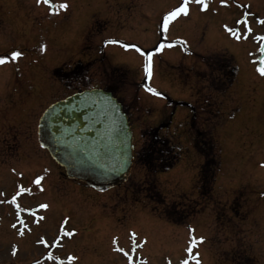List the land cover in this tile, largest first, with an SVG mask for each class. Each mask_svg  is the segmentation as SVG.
<instances>
[{
	"label": "rangeland",
	"instance_id": "obj_1",
	"mask_svg": "<svg viewBox=\"0 0 264 264\" xmlns=\"http://www.w3.org/2000/svg\"><path fill=\"white\" fill-rule=\"evenodd\" d=\"M206 3L165 32L162 18L183 0H0V264H264V0ZM141 52L154 53L150 78ZM112 84L135 153L146 128L164 123L178 162L149 172L135 160L125 184L95 192L66 175L34 125L50 103ZM18 207L43 215L23 236L12 227ZM193 235L205 241L189 255Z\"/></svg>",
	"mask_w": 264,
	"mask_h": 264
},
{
	"label": "water",
	"instance_id": "obj_2",
	"mask_svg": "<svg viewBox=\"0 0 264 264\" xmlns=\"http://www.w3.org/2000/svg\"><path fill=\"white\" fill-rule=\"evenodd\" d=\"M39 135L70 178L104 189L120 186L130 176L132 125L109 90L87 89L51 104L40 118Z\"/></svg>",
	"mask_w": 264,
	"mask_h": 264
},
{
	"label": "snow or ice",
	"instance_id": "obj_3",
	"mask_svg": "<svg viewBox=\"0 0 264 264\" xmlns=\"http://www.w3.org/2000/svg\"><path fill=\"white\" fill-rule=\"evenodd\" d=\"M36 2L39 4V3H45V4H50L51 3V0H36ZM190 3H196V4H202L203 5V8L204 9H207L208 7V4L206 3V0H183V4L179 7H177L175 10H172V11H169L167 13V15H165L163 18H162V25H163V29L164 31L166 32L168 30V27H169V23L173 20H175L176 18H178L179 16L183 15V16H188L189 15V4ZM59 8L61 9H67L69 7V5L67 3H63V4H60L58 6ZM264 23V22H262ZM109 43H115V41H109ZM125 47H129V45H124ZM169 47H171L172 45H168ZM164 47V45H160L159 48L156 49L157 52H159L162 48ZM138 52H140L141 50L139 48L136 49ZM23 55V53L21 51H12L10 53V58L11 60L15 61L17 59H19L21 56ZM141 55H146V63L144 65V71L147 75V77H151L153 75V55L154 53H148V54H145L143 52H141ZM8 62V58L7 57H0V65H4ZM259 74L264 77V67H261L259 69ZM148 92L152 93L153 95H160V93L156 90V89H153L151 87H148L146 89ZM261 167H264V164L260 165ZM43 179V177H39L35 180V184L37 185H40L41 183V180ZM43 189L41 188V191ZM21 192H24V191H28L27 189H24V188H21L20 189ZM13 203H15V197H13ZM40 208H44V209H47L48 208V205L47 204H41L40 205ZM41 219H43V217H41ZM21 223H23V221H21ZM13 228L16 227L15 224L12 225ZM190 231H192L194 233V229H191ZM21 236L24 235V232L23 230L20 231L19 233ZM65 235H72V233H65ZM133 238H135V233H133ZM205 241V238L204 237H195L194 235L192 236L191 238V241H190V245L187 249V252L189 253V255L192 254L193 252V248L198 246L199 244H202L204 243ZM118 251H123V249H117ZM16 249L13 248V252H12V255H16ZM125 255H127V253H125ZM49 259H54V257L51 256V254L49 255ZM129 260H131V257H129ZM182 264H189V261L188 260H185L182 262ZM195 264H200V261L199 259L197 258L195 260Z\"/></svg>",
	"mask_w": 264,
	"mask_h": 264
},
{
	"label": "trees",
	"instance_id": "obj_4",
	"mask_svg": "<svg viewBox=\"0 0 264 264\" xmlns=\"http://www.w3.org/2000/svg\"><path fill=\"white\" fill-rule=\"evenodd\" d=\"M120 70H122L124 74L126 73L125 69L120 68ZM232 72L233 73L237 72V69L233 70ZM110 87L112 88L113 91L115 90V88H113L114 87L113 84L110 85ZM143 139L146 145H144L143 149L139 153L138 161L143 167L146 168L147 171L150 172V170L152 169L155 170L162 169L161 171H165L174 165L176 158L174 156L173 149L170 146L171 145L170 142L166 138L160 135V128L147 129L146 133H144L143 135ZM147 141L150 142L146 143ZM194 142L197 151L202 155H205L206 154L205 144L203 142H199L198 139H195ZM151 144L153 146L154 145L157 146L158 148V154L156 157H153L150 154V151L151 150L153 151L152 147H149L150 149L149 152L146 149L148 145L150 146ZM209 159L210 160L208 161V163L206 162L207 163L206 166H209L211 164V157ZM206 166L203 167L202 170L203 173H205L206 169H208V167L206 168Z\"/></svg>",
	"mask_w": 264,
	"mask_h": 264
},
{
	"label": "flooded vegetation",
	"instance_id": "obj_5",
	"mask_svg": "<svg viewBox=\"0 0 264 264\" xmlns=\"http://www.w3.org/2000/svg\"><path fill=\"white\" fill-rule=\"evenodd\" d=\"M37 101H38V99H37ZM29 103H31V102L30 101H27L23 105H18L17 108H16V110L15 109H11V110H14L13 111V114H15V115H13V117H16V116L18 117V115H19L18 111H22L24 113V110L26 108L32 107L31 104H29ZM33 114H34V111H33ZM10 120L17 121V119H10ZM34 126H36V127H34L35 128L34 131L37 133V125L35 124ZM37 138H38V133H37ZM38 141H39V139H38ZM9 168H11V170L19 171L21 174L23 173V175L26 176L22 170L16 169V167H13L12 165H9ZM29 169L30 168L28 167V170ZM25 209L26 208H24V207H20L19 208V211H18V214L21 215L23 217V219H26V218L31 219L34 213L33 212L31 213L28 210L26 211ZM37 224H38V222H25V223H23L24 226L21 227V223L20 222H17V225H18L17 229H18V231L19 230H23V232H25V230H26L27 232L29 231V233H31L32 232V229L31 228L33 226L37 225ZM39 242H43V241H39Z\"/></svg>",
	"mask_w": 264,
	"mask_h": 264
}]
</instances>
